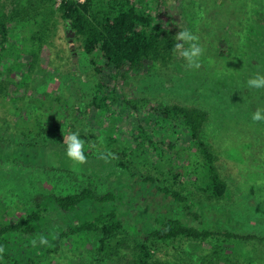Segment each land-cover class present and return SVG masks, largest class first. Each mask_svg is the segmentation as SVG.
<instances>
[{
	"label": "trees",
	"instance_id": "1",
	"mask_svg": "<svg viewBox=\"0 0 264 264\" xmlns=\"http://www.w3.org/2000/svg\"><path fill=\"white\" fill-rule=\"evenodd\" d=\"M57 3L0 0V99L13 115L3 120L10 121L26 137L34 133L40 138L52 124L60 131L70 118L72 108L64 93L31 88L39 63L46 61V50L53 45L58 23L63 20L74 32L97 81L87 112L81 113L90 130L91 146L101 138L107 147L123 139L120 153L127 163L116 164L115 155L107 151L94 155L84 150L87 159L97 161L103 154L104 160L111 162L105 174L85 165L61 167L59 171L77 182L73 191L49 193L13 206L0 199V248L4 249L0 264H264L260 258L248 260L246 255L245 261L241 257L231 260L215 243L235 242L241 248L264 241L263 237L195 227L169 212H160L154 220L156 226L150 222L153 213H148L149 224L142 233L128 234L122 217L131 214H125L119 204L127 200L134 203L136 189L143 184L182 206L180 214L196 218L194 204L183 193L188 187L212 201L227 196L230 187L222 174L220 156L204 135L210 116L202 108L165 105L130 96L126 91L135 75L168 66L174 60L178 41L174 40L164 0ZM218 55H231L225 38L220 40ZM73 117L74 121L79 119L76 114ZM113 132L116 135H110ZM179 134L192 148L177 168L181 173L173 172L175 168L164 172L162 168L172 165L177 155ZM25 147L38 148L30 143ZM3 149L0 143V163L10 157ZM140 159L152 162L160 177L132 173L131 164ZM87 173L92 177L87 179ZM113 177L120 184L114 185ZM41 238L47 243L41 244Z\"/></svg>",
	"mask_w": 264,
	"mask_h": 264
},
{
	"label": "rangeland",
	"instance_id": "2",
	"mask_svg": "<svg viewBox=\"0 0 264 264\" xmlns=\"http://www.w3.org/2000/svg\"><path fill=\"white\" fill-rule=\"evenodd\" d=\"M164 2L171 18L174 36L180 30L188 29L199 37L198 42L204 49L199 59L200 67L188 68L187 62L176 52L174 60L168 66L132 77L126 85V91L128 95L140 99L165 105L198 107L209 113V124L204 135L207 142L214 144L220 156L222 174L230 187L229 193L224 199L217 201H212L205 194L200 195L192 187H188V191L184 190L183 193L194 204L193 212L200 216L197 224L215 232L229 230L264 238V122L252 120L256 109L264 108V88H249L247 85V80L257 73L264 75V0ZM69 29L63 20L59 21L53 45L46 50V61H40L31 87L39 92L59 91L66 95V103L72 108V112L67 122L61 125L60 131L52 124L43 137L37 138L34 133L29 137L22 135L10 121L3 120L5 117L12 119L13 115L11 109L5 107L0 99V143L4 144V153L10 156L4 157L0 163V199L9 206L20 201L31 203L39 196L49 193L73 191L77 182L58 169L67 166L82 167L68 159L63 151V136L70 132L80 133V138L86 142V152H93L95 155L107 151L115 155L116 164L121 161L127 163L120 153V146L125 143L123 139L107 147L101 138L100 143L91 146L93 141L90 130L86 128L81 113L87 112L86 105L94 94L97 81L86 54L75 40V34L73 42L69 41ZM222 38L227 39L230 46L231 55L228 58L218 55ZM75 114L79 116L77 121L73 119ZM122 133L126 137L129 134L124 127ZM178 137L181 140L175 151L177 155L171 160L172 165L166 164L162 168L164 172L175 168L173 172L181 173L177 168L184 164L183 160L192 148L189 146L191 143L183 139V135H176ZM29 143L38 148H26ZM91 159H87L89 162L83 165L94 170L96 167L102 174L111 166V162L101 156L97 161L95 158ZM133 163L132 173L138 177L143 173L160 177L158 170L152 168V162L140 159ZM89 177H92L91 173H87L86 178ZM114 177V185L120 184ZM122 177L127 176L123 173ZM143 185L135 193V197L136 194L141 196L140 203L145 196L155 201H167L163 197L159 198L153 188ZM181 187L185 188V185ZM135 203L136 198L134 204L130 203V208H135ZM177 206L172 202L170 207ZM178 207L181 211L182 206ZM180 217L190 220V216L183 213ZM145 219L146 211L141 212L137 219V222H144L143 224L128 222L125 223V230L130 236L141 234V230L149 224L148 218ZM256 241V244L241 248L235 242L216 240L213 243L224 249V254H229L231 260L239 261L241 257L245 261L251 257L260 258L261 263H264V241Z\"/></svg>",
	"mask_w": 264,
	"mask_h": 264
},
{
	"label": "clouds",
	"instance_id": "3",
	"mask_svg": "<svg viewBox=\"0 0 264 264\" xmlns=\"http://www.w3.org/2000/svg\"><path fill=\"white\" fill-rule=\"evenodd\" d=\"M174 40L178 41L174 44V51L187 62L186 66L190 69H199V59L204 52L203 47L198 42L199 37L190 30L183 29L174 36ZM186 44L188 47H185ZM247 85L249 88H264V75L257 73L254 77L247 80ZM252 120L253 122H264V108H257L252 114ZM85 143V140L80 138L79 132H70L67 136H63V144L66 145L67 158L76 164H86ZM101 158L104 159L105 156L102 154ZM40 243L46 244L47 240L41 238ZM3 251L4 249L0 248V253Z\"/></svg>",
	"mask_w": 264,
	"mask_h": 264
},
{
	"label": "flooded vegetation",
	"instance_id": "4",
	"mask_svg": "<svg viewBox=\"0 0 264 264\" xmlns=\"http://www.w3.org/2000/svg\"><path fill=\"white\" fill-rule=\"evenodd\" d=\"M155 192V191H154ZM158 197L161 198L163 197L162 194L158 193ZM141 196L137 195V203H135V208H130V204L128 203V200L124 203L122 202L121 204H119V207L121 208L122 211H124V213L126 214L127 212L129 214H131V216H123L122 220L125 223L128 222H133L134 224H143L144 222H137L138 216L141 214V212L146 211V215L148 213H153V220H150V222L153 221V225L156 226V223L154 222L155 218L158 217L160 215V212L163 211L164 213H170V215L172 216H177L178 218L182 219L183 222H187L188 224L195 226V227H203L201 224H197L198 221H200V216L194 212L197 215V218L195 216H190V220L186 221V219H183L182 217H180V212H179V208L175 207V208H171L170 206L172 205V202L170 199H166L167 201H155L154 199H150L148 196H145L144 198H142L144 201H142L141 203L139 202ZM134 204V203H133ZM167 206L168 209L166 210L163 206ZM160 208V209H159ZM162 208V209H161ZM135 211V213H133ZM139 214V215H138ZM147 219V217H146ZM145 219V220H146Z\"/></svg>",
	"mask_w": 264,
	"mask_h": 264
},
{
	"label": "water",
	"instance_id": "5",
	"mask_svg": "<svg viewBox=\"0 0 264 264\" xmlns=\"http://www.w3.org/2000/svg\"><path fill=\"white\" fill-rule=\"evenodd\" d=\"M68 37H70L69 41L72 43L73 42V38H74V33H72L71 29H69ZM72 51H74V48H72Z\"/></svg>",
	"mask_w": 264,
	"mask_h": 264
},
{
	"label": "built area",
	"instance_id": "6",
	"mask_svg": "<svg viewBox=\"0 0 264 264\" xmlns=\"http://www.w3.org/2000/svg\"><path fill=\"white\" fill-rule=\"evenodd\" d=\"M62 0H58V3L59 4ZM75 1H78V2H85L86 0H75Z\"/></svg>",
	"mask_w": 264,
	"mask_h": 264
}]
</instances>
